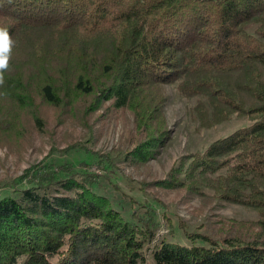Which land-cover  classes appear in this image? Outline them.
I'll list each match as a JSON object with an SVG mask.
<instances>
[{
  "label": "trees",
  "instance_id": "16d2710c",
  "mask_svg": "<svg viewBox=\"0 0 264 264\" xmlns=\"http://www.w3.org/2000/svg\"><path fill=\"white\" fill-rule=\"evenodd\" d=\"M0 27L15 42L0 147L21 149L49 118L85 126L127 110L141 136L127 158L146 161L168 135L162 87L175 85L200 98L191 111L203 128L250 122L180 156L156 184L185 199L209 189L258 214L217 216L210 234L180 221L181 244L157 237L155 210L137 203L128 220L69 165L30 169L27 187L0 197V264H144L147 250L151 264H264V0H0ZM242 225L256 230L242 237Z\"/></svg>",
  "mask_w": 264,
  "mask_h": 264
},
{
  "label": "rangeland",
  "instance_id": "374dc122",
  "mask_svg": "<svg viewBox=\"0 0 264 264\" xmlns=\"http://www.w3.org/2000/svg\"><path fill=\"white\" fill-rule=\"evenodd\" d=\"M162 91V112L168 135L146 161H131L127 158L135 142L141 139L130 111H111L99 121H95L92 116L85 126L67 119L54 127L49 118L47 132L43 135L30 132L27 143L21 149L14 146L0 147V197L15 195L17 190L27 187V177H24L27 170L38 168L46 171L47 168L69 165L72 172L90 176L88 178L93 180L91 186L94 192L105 196L111 206L128 220L131 221L130 215L137 203L155 210L159 223L156 232L158 238L165 237L187 244L178 222L184 223L187 232L210 234L211 223L217 216L242 222L256 220L258 214L255 209L211 199L212 192L209 189H204L201 195L195 193L185 199L182 191L156 184L157 180L165 178L180 156L201 152L212 142L250 122L246 117L234 115L209 128H203L191 111L200 98L180 96L175 85H165ZM101 113H104V108L94 115ZM63 173L61 171L58 175L62 176ZM162 213L167 215V222L163 220ZM252 232L250 226L245 225L238 230L242 237H250ZM147 252L144 264H151Z\"/></svg>",
  "mask_w": 264,
  "mask_h": 264
},
{
  "label": "clouds",
  "instance_id": "9594fccd",
  "mask_svg": "<svg viewBox=\"0 0 264 264\" xmlns=\"http://www.w3.org/2000/svg\"><path fill=\"white\" fill-rule=\"evenodd\" d=\"M14 45L15 42L9 31L6 28L0 27V86L5 83L4 73L9 68Z\"/></svg>",
  "mask_w": 264,
  "mask_h": 264
}]
</instances>
